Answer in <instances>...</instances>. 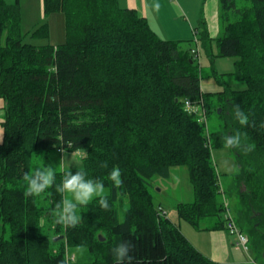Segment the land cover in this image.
Returning a JSON list of instances; mask_svg holds the SVG:
<instances>
[{
    "label": "trees",
    "instance_id": "trees-1",
    "mask_svg": "<svg viewBox=\"0 0 264 264\" xmlns=\"http://www.w3.org/2000/svg\"><path fill=\"white\" fill-rule=\"evenodd\" d=\"M42 1L45 18L65 16L66 42L57 47L23 43L20 1L0 0V264H219L155 204V178L177 167L187 168L194 191L193 202L178 204L179 218L198 229L212 218L226 229L228 204L264 264V0H219L224 33L216 39L201 21L207 55L215 40L219 57L238 59L230 75L247 86L234 90L218 78L225 87L212 94L201 90L191 41L160 38L119 0ZM47 27L36 34L47 36ZM214 95L221 128L211 133L184 101L202 97L208 115ZM49 150L82 151L83 167L55 173L34 192L32 180L42 181L29 177L32 155ZM215 151L235 167L229 193ZM114 167L119 185L109 177ZM77 173L111 193L72 204L70 219L64 181Z\"/></svg>",
    "mask_w": 264,
    "mask_h": 264
},
{
    "label": "rangeland",
    "instance_id": "rangeland-1",
    "mask_svg": "<svg viewBox=\"0 0 264 264\" xmlns=\"http://www.w3.org/2000/svg\"><path fill=\"white\" fill-rule=\"evenodd\" d=\"M8 5H14L17 0H4ZM200 2V0H199ZM204 0H201L203 3ZM200 3V4H201ZM248 2H242L239 0L240 6H247ZM20 9L22 17V41L25 44H32L35 46H53L57 47L66 42V26L65 16L62 13H55L49 17H44L43 12V1L42 0H20ZM205 26L208 32L216 34V38L224 33V25L220 20V11L218 13V19L215 24H210L209 19H204ZM43 23H47L48 35L40 36L36 34L38 28ZM180 27V22H175ZM201 25V23H200ZM198 26L197 30H200L198 34L191 32L190 39H186L185 42L191 41L192 48L197 46L198 40L202 38V32L204 28ZM167 40V39H165ZM199 43V42H198ZM186 44V43H184ZM200 48V75H201V90L204 94L219 93L225 85L229 84L234 90H244L247 86L244 82H240L234 75H230L235 71V62L238 60L236 57H219V49L216 41L212 43V56H208L203 49L201 42L199 43ZM218 78L224 83L220 84ZM219 100L217 96L210 97V113L207 115V128L213 133L217 132L221 128L220 119L216 113L218 108ZM226 153L222 151L214 152V160L218 165L221 181L228 192V185L232 178V173L235 167H225L230 161L226 158ZM84 152H64L59 153L57 150L49 151H35L32 155L30 163L29 177L39 176L41 174H47V171L51 170L53 175L55 173H61L64 170H77L83 167ZM52 175V176H53ZM52 179V178H51ZM42 182H37L40 184ZM51 184V183H50ZM49 184V185H50ZM32 186V182L30 183ZM49 185H46L43 189H46ZM30 187V186H29ZM41 189V190H43ZM111 193L108 188H101L100 192H94L86 202H80L75 199L74 195H71L69 191L65 190V202L74 203H88L95 198L106 196ZM229 193V192H228ZM231 199L230 195H227ZM194 200V191L189 179V173L186 167H177L171 169V176L169 178H155V193L154 201L156 206H162L168 215V218L181 230L184 228L183 225H190L189 223L181 220L177 213V206L181 202L190 203ZM128 201L125 199L123 202L117 203L118 215L121 221L125 219V213L128 209ZM231 208L232 204H231ZM215 219L207 220L209 227H212ZM202 226V222H201ZM185 230V229H184ZM183 234V232H182ZM251 248V245H249ZM252 250V249H251Z\"/></svg>",
    "mask_w": 264,
    "mask_h": 264
},
{
    "label": "crops",
    "instance_id": "crops-1",
    "mask_svg": "<svg viewBox=\"0 0 264 264\" xmlns=\"http://www.w3.org/2000/svg\"><path fill=\"white\" fill-rule=\"evenodd\" d=\"M20 1V0H19ZM119 0L122 8L134 9L145 17L152 30L162 39L185 41L195 33L201 21L210 20L215 24L218 19L219 0ZM175 22H180V27ZM212 39L216 34L209 32ZM199 48V44L195 49ZM6 102L0 97V146L4 142V121ZM183 203V202H182ZM205 218L200 221L199 229L183 225L181 230L190 242L209 259L219 264H262L256 260L252 250L247 254L237 246V238L224 228H217L214 221L209 227ZM202 222V226H201ZM185 229V230H184Z\"/></svg>",
    "mask_w": 264,
    "mask_h": 264
},
{
    "label": "clouds",
    "instance_id": "clouds-1",
    "mask_svg": "<svg viewBox=\"0 0 264 264\" xmlns=\"http://www.w3.org/2000/svg\"><path fill=\"white\" fill-rule=\"evenodd\" d=\"M52 175L53 173L51 170L47 171V174L39 175L37 178L42 181L40 184H37L36 180L33 179L31 190L39 192L46 185H49L51 183ZM120 175L121 170L118 167H114L111 170L109 177L116 185H119L121 183ZM64 188L67 189L71 195H74L75 199L80 202H86L92 193L101 191L100 184L94 186L90 181L85 182L80 173H77L76 175L69 174L68 178L64 181ZM101 203L107 207L105 201L102 200ZM72 213L73 205L70 202H66L62 214H67L68 218L75 219L76 217H74Z\"/></svg>",
    "mask_w": 264,
    "mask_h": 264
},
{
    "label": "built area",
    "instance_id": "built-area-1",
    "mask_svg": "<svg viewBox=\"0 0 264 264\" xmlns=\"http://www.w3.org/2000/svg\"><path fill=\"white\" fill-rule=\"evenodd\" d=\"M197 44H199L197 42ZM200 48L195 49L193 51V54L195 55V58L201 60L200 58ZM184 109L186 112H188L191 115H197L199 117L200 122L204 123L207 126V111L205 108L204 99L200 97L198 101H192V100H185L184 101ZM208 129V128H207ZM227 211L225 213L226 217V229L227 231L235 236L237 238V246L243 248V250L249 254L250 253V241L248 236L242 232L237 225L231 210L228 207V204H226ZM165 214V213H163Z\"/></svg>",
    "mask_w": 264,
    "mask_h": 264
},
{
    "label": "water",
    "instance_id": "water-1",
    "mask_svg": "<svg viewBox=\"0 0 264 264\" xmlns=\"http://www.w3.org/2000/svg\"><path fill=\"white\" fill-rule=\"evenodd\" d=\"M220 110H221V109H220ZM100 238L102 239V241L105 240L102 236H100ZM63 239H64V236H61V237L56 238V239H54V240H55V242H57V241H59V240H63Z\"/></svg>",
    "mask_w": 264,
    "mask_h": 264
},
{
    "label": "bare ground",
    "instance_id": "bare-ground-1",
    "mask_svg": "<svg viewBox=\"0 0 264 264\" xmlns=\"http://www.w3.org/2000/svg\"><path fill=\"white\" fill-rule=\"evenodd\" d=\"M161 219V218H160Z\"/></svg>",
    "mask_w": 264,
    "mask_h": 264
}]
</instances>
